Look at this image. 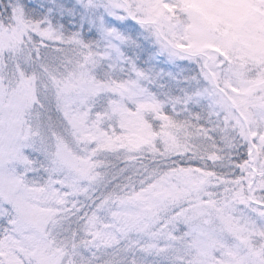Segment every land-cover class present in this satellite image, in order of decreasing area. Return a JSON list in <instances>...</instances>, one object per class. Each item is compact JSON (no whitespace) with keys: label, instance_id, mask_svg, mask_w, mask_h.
Instances as JSON below:
<instances>
[{"label":"snow or ice","instance_id":"obj_1","mask_svg":"<svg viewBox=\"0 0 264 264\" xmlns=\"http://www.w3.org/2000/svg\"><path fill=\"white\" fill-rule=\"evenodd\" d=\"M0 264H264V0H0Z\"/></svg>","mask_w":264,"mask_h":264}]
</instances>
